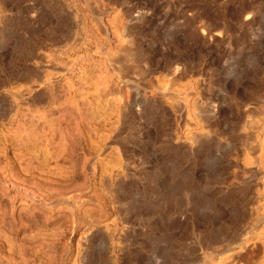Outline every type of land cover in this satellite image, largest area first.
Instances as JSON below:
<instances>
[{
    "label": "rangeland",
    "instance_id": "rangeland-1",
    "mask_svg": "<svg viewBox=\"0 0 264 264\" xmlns=\"http://www.w3.org/2000/svg\"><path fill=\"white\" fill-rule=\"evenodd\" d=\"M0 264H264V0H0Z\"/></svg>",
    "mask_w": 264,
    "mask_h": 264
},
{
    "label": "bare ground",
    "instance_id": "bare-ground-1",
    "mask_svg": "<svg viewBox=\"0 0 264 264\" xmlns=\"http://www.w3.org/2000/svg\"><path fill=\"white\" fill-rule=\"evenodd\" d=\"M245 148V147H244ZM253 163V162H252ZM253 166V165H252ZM263 168V167H262ZM233 177V176H232ZM212 244V243H211Z\"/></svg>",
    "mask_w": 264,
    "mask_h": 264
}]
</instances>
